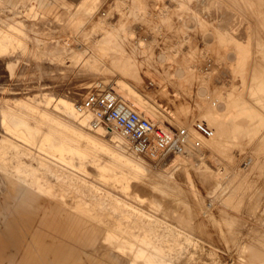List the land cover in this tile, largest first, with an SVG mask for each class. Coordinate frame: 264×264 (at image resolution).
Listing matches in <instances>:
<instances>
[{"label": "rangeland", "instance_id": "374dc122", "mask_svg": "<svg viewBox=\"0 0 264 264\" xmlns=\"http://www.w3.org/2000/svg\"><path fill=\"white\" fill-rule=\"evenodd\" d=\"M148 1L81 0L57 9L43 11L34 10L28 4H23L17 9H9L0 1V112L14 109L20 111L19 106L22 103L32 107L34 111L28 112V119L37 130L30 134L25 131L27 137L24 138H28L33 149L47 150V153H53L62 162H71L67 168H72L75 173L71 177L66 173L59 178L50 171L40 170L44 172L40 182L48 190L49 185H53L55 197H60L58 200L47 193H37L34 175L32 176L30 172V176L25 179L27 185H21L11 173V170H15L12 161H15L19 154L22 156V151L19 152L20 149L16 147L20 144L15 143L19 139L4 129L2 118L5 115L0 113V140H6L10 136L11 139L7 140L14 143V146L8 142L0 143V160L7 163L0 164V183L7 186L21 185L16 204L11 210H7V217L8 219L20 217L26 211H35L34 204L39 196L45 201L46 209L51 215L54 214L53 221L79 230L85 236L87 251L103 257L105 264H158L154 260H145L135 250L133 253V249L123 242L115 241L114 244L109 240L101 239L102 229L88 224L80 214L64 210L63 216L59 214L55 217L57 214L52 207L55 201L69 200L75 195L84 197L87 194L90 202L94 201L102 205L114 217L129 220L130 225L134 226L130 229H133L135 234L142 236L145 231L148 232L154 243L167 256V264H264V64L262 65L264 30L260 28L263 26L264 29V7L260 6L264 5V2L245 0L244 3L239 4L231 0H192V10H190L192 14L188 11L189 8L187 10L185 7L187 0H184L186 2ZM48 2L57 5V0H48ZM88 7L91 9L89 10ZM251 7L253 10L250 9ZM190 17H195L197 21ZM259 20L261 24L263 22L262 25ZM257 23L259 27L256 26ZM103 27L107 30L125 27L129 32V39L118 42L125 43V47L112 52L134 54L126 58V61L132 64L130 68H109L99 63L97 67L85 66V63L96 61L95 55L103 51L104 35L102 34L104 33L100 30ZM253 28L256 31L259 29L257 34ZM8 35L11 37L10 42L1 41ZM130 39L132 42H129ZM95 42L97 45H94ZM234 46L236 49L233 48ZM244 48L248 49L247 55L236 53ZM260 49L263 51L261 52ZM148 53L149 57H147ZM260 58L263 60L261 61ZM256 61L260 66L256 65ZM163 70L168 75L164 72L165 75L162 76ZM190 74L195 76L194 80L190 79ZM166 79L169 81L172 79L173 82L168 81L171 85ZM115 80L128 83L127 85H130L131 90L136 93L131 92L139 97L143 107H148L154 112L157 110L156 113L163 116L160 122L162 124L159 126L170 130L184 129L183 124L174 126L171 123L172 113L180 104L190 101L198 104L201 102V109L198 108L200 107L198 104L190 102L195 110V116L190 122L193 128L191 129L203 138H213L216 130L213 123H210L211 117L214 115L223 117L228 120L227 135L222 134L220 137L219 144L223 145L213 146L209 143V146L198 137H193L201 142L202 155H192L188 158L174 157L176 154H171L160 160L158 154L156 157H151L147 152L140 155L143 156L146 168L137 170L133 166L140 163L138 159L134 157L127 159L131 165L112 160V154L87 142V136L97 140L94 131L69 121V124L77 129L78 135L73 133L71 138L77 139L78 145L73 147L65 141L61 149L44 146L56 131L42 126L40 123L42 113H46L53 121L63 119L55 106L56 98L64 97L78 107L90 94L98 95L109 90L113 93L111 87ZM174 81L179 82V86ZM97 83H100V87L96 91L94 85ZM180 84L184 85L183 87L187 85L188 88L184 89L190 90L184 91ZM226 89L234 90L237 96L240 94L238 99H235L237 101H234L236 106L234 105L233 108L236 112H232L238 114L246 108L249 110L248 113L224 117V114L233 108L229 106L227 95L218 96L216 92L225 93L226 91H223ZM213 92L216 96L212 94ZM188 95L192 96V99ZM212 98L218 99L215 101ZM48 100H50L49 104ZM194 104L197 105V110ZM199 109L200 111L204 109L203 115ZM24 118L27 116L25 115ZM7 122L9 123V119ZM244 122L247 124L245 125ZM235 123L241 124L239 128L235 129ZM102 127L105 129V139L110 138L111 131L105 125ZM246 127L250 131H247ZM204 128L205 132H203ZM215 148L220 150L216 151ZM117 152L123 151L118 149ZM24 159L31 162L27 157ZM110 162L114 163V166L105 169V166H110ZM6 169L8 170L5 171ZM83 178L88 180L87 182L90 181L87 183L90 187L85 185ZM2 184H0L1 191ZM105 187L112 189V193L118 196L117 198L123 199L140 212L133 214L134 209L131 206H122L125 212L121 214L122 210L116 207L118 202L113 197L100 193L102 189L100 191L98 188ZM75 189L77 193L74 192ZM107 219L109 220L110 217L104 218L106 222ZM117 251H121V255L113 257L112 253L116 254ZM127 252L130 254L127 255Z\"/></svg>", "mask_w": 264, "mask_h": 264}, {"label": "bare ground", "instance_id": "6f19581e", "mask_svg": "<svg viewBox=\"0 0 264 264\" xmlns=\"http://www.w3.org/2000/svg\"><path fill=\"white\" fill-rule=\"evenodd\" d=\"M90 1V0H89ZM93 1V0H92ZM148 1V0H147ZM152 1V0H151ZM154 1V0H153ZM159 1V0H158ZM179 1V0H178ZM180 1H184V0H180ZM179 1V2H180ZM188 2L186 3V6L185 7H187V10H188V8H189V12H190V10H192L191 9V5L193 4H191V1L192 0H187ZM214 1V0H213ZM231 1H233V2H237V3H239L240 4V2H242V3H244L245 2V0H231ZM262 1L264 2V0H258V2H261L262 3ZM143 2V1H142ZM156 2V1H155ZM184 2H186V1H184ZM223 2V1H222ZM225 2V1H224ZM248 1H246V3H247ZM253 2H254V0H253ZM148 3H149V1H148ZM150 3H152V2H150ZM200 3V2H199ZM205 3V2H204ZM245 3V4H246ZM140 4H141V2H140ZM146 4H147V2H146ZM182 4H183V2H182ZM197 4V3H196ZM201 4V3H200ZM206 4V3H205ZM244 4V5H245ZM249 4V3H248ZM148 5V4H147ZM156 5H157V3H156ZM176 5V4H175ZM194 5H195V3H194ZM214 5V4H213ZM215 5H216V3H215ZM250 5V4H249ZM254 5H256V4H254ZM259 5H260V3H259ZM199 6V5H198ZM220 6V5H219ZM222 6V5H221ZM240 6V5H239ZM245 6H247V5H245ZM244 6V7H245ZM252 6V5H251ZM260 6H262V7H264V5H260ZM85 7V6H84ZM91 7V6H90ZM90 7H88V9L90 8ZM163 7V6H162ZM242 7V6H241ZM108 8V7H107ZM114 8V7H113ZM152 8V7H151ZM194 8H196V7H194ZM246 8V7H245ZM253 7H251L250 9H252ZM255 8H256V11L258 10L257 9V6H255ZM259 8V7H258ZM91 9V8H90ZM89 9V10H90ZM93 9V8H92ZM153 9V8H152ZM183 9V8H182ZM263 9V8H262ZM184 10V9H183ZM211 10H213V9H211ZM253 10V9H252ZM255 10V9H254ZM193 11H194V9H193ZM260 11V10H259ZM263 11V10H262ZM261 11V12H262ZM89 12V11H88ZM111 12H112V10H111ZM183 12V11H182ZM207 12V11H206ZM264 12V11H263ZM262 12V13H263ZM80 13V12H79ZM190 13H192V11L190 12ZM194 13H196V12H194ZM81 14V13H80ZM180 14H181V12H180ZM187 14V13H186ZM193 14V13H192ZM231 14V13H230ZM255 14V13H254ZM253 14V15H254ZM241 15V14H240ZM148 16V15H147ZM180 16V15H179ZM182 16V15H181ZM184 16V15H183ZM189 16H191V14L189 15ZM197 16V18L199 17L200 18V16H198V15H196ZM195 16V17H196ZM239 16V15H238ZM255 16V15H254ZM260 16V15H259ZM160 17V16H159ZM194 17V18H195ZM241 17V16H240ZM257 17V16H256ZM263 16H261V18H262ZM95 18H96V16H95ZM169 18V17H168ZM190 18H192V17H190ZM189 18V19H190ZM194 18H192V19H194ZM238 18V17H237ZM243 18V17H242ZM97 19V18H96ZM240 19V18H239ZM238 19V20H239ZM255 19V18H254ZM264 19V18H263ZM104 20V19H103ZM195 21H197L196 19H194ZM122 21V20H121ZM190 21V20H189ZM210 21V20H209ZM261 21L259 20V23H260ZM263 22H264V20H263ZM263 22H262V24H263ZM232 23V22H231ZM78 24V23H77ZM91 25H92V23H90ZM261 24V23H260ZM261 24V25H262ZM240 26V25H239ZM254 26V25H253ZM256 26H258L259 27V25H258V23L256 24ZM88 27V26H87ZM93 27V26H92ZM91 27V28H92ZM217 27V26H216ZM263 27V26H262ZM261 26H260V28H261V30H264L263 28H262ZM98 28H99V26H98ZM97 28V29H98ZM109 28V27H108ZM236 28V27H235ZM241 28V27H240ZM96 29V28H95ZM111 29V28H110ZM110 29H108L107 30V28H102V29H100V30H102L103 32L102 33H104V34H102V35H104V37H103V51L102 52H100V53H98L99 55H95V57L97 58V60L96 61H93V62H88V63H85V66H88V65H96V67H97V63H99L100 65H107V66H109V68L110 67H114V68H116V69H120V68H122V67H129L130 65H132V64H130L128 61H126V58L128 59L129 57H130V55L131 54H125V53H122V54H116V53H114V52H112V51H115L116 52V50H120V48L122 49V48H124L125 47V43H122V44H120V43H118V42H125L126 40V38H128L129 37V32L127 31V29H125V27L124 28H122V27H120V28H115L116 30H112V29H114V28H112L111 30ZM248 29V28H247ZM254 29V28H253ZM258 29V28H257ZM99 30V29H98ZM98 30H96V31H98ZM99 30V31H100ZM224 30V29H223ZM255 30V29H254ZM99 31H98V33H99ZM237 31V30H236ZM258 31H259V29H258ZM258 31H256L255 30V34H257L258 33ZM140 32V31H139ZM147 32V31H146ZM177 32V31H176ZM138 33V32H137ZM210 33V32H209ZM100 34H101V32H100ZM98 35V34H97ZM254 35V34H253ZM258 35H260V34H258ZM130 36H131V34H130ZM263 36V35H262ZM98 37V36H97ZM102 37V36H101ZM100 37V38H101ZM212 37V36H211ZM254 37H256V36H254ZM10 38L11 37H9V35L8 36H6V37H4L3 39H1V41H4V40H7V41H9L10 40ZM133 38V37H132ZM94 39H96V38H94ZM129 39V38H128ZM258 38H256V40H257ZM92 40V39H91ZM98 40H99V38H98ZM97 40V41H98ZM131 40V39H130ZM263 40H264V38H263ZM262 40V41H263ZM93 41H95V40H93ZM96 41V42H97ZM135 41V40H134ZM231 42H233L232 40H230ZM10 42V41H9ZM96 42H95V44L94 45H97L96 44ZM129 42H132V40L131 41H129ZM218 42V41H217ZM230 42V43H231ZM237 42V41H236ZM235 42V43H236ZM264 42V41H263ZM2 43V42H1ZM94 43V42H93ZM98 43V42H97ZM245 43V42H244ZM257 43H260V42H258L257 41ZM257 43H255V45L257 44ZM90 44V43H89ZM88 44V45H89ZM99 44V43H98ZM147 44V43H146ZM263 44V43H262ZM149 45V44H148ZM234 45H236V44H234ZM252 45V44H251ZM259 45V44H258ZM261 45V44H260ZM91 46H92V44H91ZM145 46V45H144ZM233 46V45H232ZM96 47V46H95ZM137 47H138V45H137ZM147 47V46H146ZM240 47V46H239ZM134 48V47H133ZM143 48V47H142ZM147 48H149V47H147ZM169 48V47H168ZM233 48H235V46L233 47ZM255 48V47H254ZM260 48V47H259ZM89 50H90V48H88ZM87 49V50H88ZM93 49V48H92ZM126 49V48H125ZM140 49H141V47H140ZM140 49H139V52H140ZM149 49H151V48H149ZM148 49V50H149ZM153 49V48H152ZM192 49V48H191ZM236 49V48H235ZM234 49V50H235ZM263 49V48H262ZM238 50V49H237ZM248 50V49H247ZM245 48L244 49H241V51H236V53H238L239 55H247L248 54V51H247ZM261 50V49H260ZM264 50V49H263ZM263 50H261V52L263 51ZM92 51V50H91ZM117 51V52H118ZM128 51H130V50H128ZM122 52V51H121ZM133 53H135V51H133ZM137 53V52H136ZM142 53V52H141ZM140 53V54H141ZM144 53V52H143ZM147 53V52H146ZM150 53V52H149ZM149 53H148V55H147V57H149L150 55H149ZM259 53V52H258ZM264 53V52H263ZM145 54V53H144ZM134 55V54H133ZM133 55H131V56H133ZM264 55V54H263ZM262 55V56H263ZM80 56H81V54H80ZM138 56H139V54H138ZM256 56V55H255ZM79 56H77V58H78ZM264 57V56H263ZM93 58H94V56H93ZM135 58H136V60H138L137 59V57H136V55H135ZM152 58V57H151ZM167 58V57H166ZM245 58H246V56H245ZM82 59V58H81ZM95 59V58H94ZM133 59V58H132ZM156 59V58H155ZM169 59V58H168ZM167 59V60H168ZM175 59V58H174ZM173 59V60H174ZM263 60V58H260V60ZM135 60V59H134ZM133 60V61H134ZM140 60V59H139ZM145 60V59H144ZM151 60V59H150ZM171 60V59H170ZM261 60V61H262ZM79 61V60H78ZM146 61H147V59H146ZM172 61V60H171ZM175 61V60H174ZM253 61V60H252ZM259 61V60H258ZM258 61H256L255 63H256V65L257 66H260V65H258ZM261 61H259V62H261ZM147 62H149V60L147 61ZM263 62H264V60H263ZM134 64H136L137 65V63H135V62H133ZM159 63V62H158ZM241 63V62H240ZM76 64H77V61H76ZM75 64V65H76ZM151 64V63H150ZM163 64V63H162ZM169 64H170V62H169ZM181 64V63H180ZM264 63H262V65H263ZM80 65V64H79ZM153 65V64H152ZM155 65V64H154ZM164 65V64H163ZM168 65V64H167ZM167 65H166V67H167ZM172 65V64H171ZM178 65V64H177ZM240 65H242V64H240ZM245 65V64H244ZM255 65V66H256ZM107 66H106V68H107ZM135 66V65H134ZM157 66V65H156ZM184 66V65H183ZM187 66V65H186ZM89 67V66H88ZM95 67V66H94ZM169 67V66H168ZM190 67V66H189ZM188 67V68H189ZM262 67V66H261ZM80 68H81V65H80ZM130 68V67H129ZM133 68V67H132ZM135 68H136V66H135ZM163 68V67H162ZM165 68V67H164ZM177 68V67H176ZM192 68V67H191ZM253 68H255V67H253ZM169 69H170V67H169ZM168 69V70H169ZM183 69V68H182ZM258 69H260V68H258ZM244 70V69H243ZM107 71V70H106ZM113 71H115V70H113ZM117 71V70H116ZM131 72H133V71H130V73ZM156 72V71H155ZM160 73L162 72V71H159ZM164 72H166L165 70H163V72L162 73H164ZM169 72V71H168ZM189 72H190V70H189ZM107 73V72H106ZM135 73V72H134ZM133 73V74H134ZM167 73V72H166ZM192 73V72H191ZM137 74H138V72H137ZM141 75V74H140ZM163 75H165V73L164 74H162V76ZM167 75H168V73H167ZM166 75V76H167ZM234 75V74H233ZM133 76V75H132ZM134 76H135V74H134ZM139 76V75H138ZM171 77H172V75H170ZM245 76V75H244ZM158 77V76H157ZM194 75L192 74H190V79H192V80H194ZM234 77V76H233ZM75 78V77H74ZM136 78H137V76H136ZM164 78V77H163ZM197 78H198V75H197ZM135 79V78H134ZM142 79V78H141ZM167 79H169V78H167ZM166 79V82L168 83V84H170L171 85V83H169V82H171L172 81V79H170L171 81H169V80H167ZM80 80V79H79ZM123 80V79H122ZM136 80V79H135ZM139 80V79H138ZM164 80V79H163ZM175 80H177V79H175ZM132 81V80H131ZM139 81H141V80H139ZM169 81V82H168ZM183 81V80H182ZM185 81V80H184ZM187 81H188V79H187ZM145 82V81H144ZM165 82V83H166ZM173 82V81H172ZM175 83L177 82V81H174ZM179 82H177L176 84H178ZM180 83H181V80H180ZM187 83V82H186ZM195 83V82H194ZM252 83V82H251ZM99 84L100 83H97L96 85H94V87H95V89H96V91L98 90V87H100L99 86ZM128 84V83H127ZM127 84H125L124 83V81H119V80H115L114 81V83H113V86L111 87V90H112V92L114 93H111V91L109 90V91H104V92H107V93H111L114 97H115V99L116 100H118V102L119 103H121L122 105L121 106H123L125 109H126V111L128 112H134V113H136L137 115H139L141 118H143L144 120H146L152 127H153V129L154 130H156V129H158V130H160L161 132H163V133H165V134H167V135H169L168 133L170 132V129L169 128H166V127H161V126H159V125H161L162 123H160L161 122V118L163 117V116H159V114H157L156 113V111L154 112V110H151L150 108H148V107H143L142 105H141V103H140V101H139V97L137 96H135L134 95V93H132L131 91H134L133 89L131 90V88L127 85ZM173 84V83H172ZM176 84L174 85V86H176ZM182 84V83H181ZM180 84V85H181ZM188 84H190V83H188ZM255 84V83H254ZM264 84V83H263ZM170 85H168V86H170ZM172 85V86H173ZM240 85V84H239ZM167 86V87H168ZM178 86H179V84H178ZM178 86H176V87H178ZM184 85H181V88L183 87ZM189 86V85H188ZM176 87H174V88H176ZM187 87V85L185 86V87H183V89L184 88H186ZM193 87V86H192ZM58 88V87H57ZM172 88V87H171ZM180 88V89H181ZM188 88V87H187ZM194 88V87H193ZM227 88V87H226ZM170 89V88H169ZM241 89V88H240ZM87 90V89H86ZM175 90H178V89H175ZM185 90H187V91H189L188 89H184V91ZM65 91V90H64ZM180 91V90H179ZM226 91V92H225ZM251 91V90H250ZM257 91V90H256ZM255 91V92H256ZM63 92V91H62ZM66 92V91H65ZM64 92V93H65ZM68 92V91H67ZM66 92V93H67ZM72 92V91H71ZM95 92V91H94ZM104 92H102V93H104ZM135 92V91H134ZM176 92V91H175ZM223 92H225V93H218V92H216V94L218 95V96H222V95H227L228 97H229V106L231 107L232 106V108L233 107H235L236 105L234 104V101H237V100H235V99H238V96L240 95H236L235 94V92H234V90H232V89H226V90H224ZM239 92H241V91H239ZM101 93V94H102ZM136 93V92H135ZM190 93H191V91H190ZM196 93V92H195ZM194 93V94H195ZM70 94V93H69ZM178 94V93H177ZM181 94V93H180ZM185 94H186V92H185ZM193 94V95H194ZM208 94V93H207ZM212 94H214V92L212 93ZM61 95V94H60ZM94 95V94H93ZM97 95V94H96ZM99 95V94H98ZM190 95H192V94H190ZM192 95V96H193ZM215 95V94H214ZM235 95L237 96V98H235ZM66 96V95H65ZM168 96V95H167ZM166 96V97H167ZM184 96V95H183ZM186 96V95H185ZM189 96V95H188ZM192 96H189L190 97V99H192L191 97ZM197 96V95H196ZM200 96H202V95H200ZM212 96V95H211ZM216 96V95H215ZM217 96V97H218ZM204 97V96H203ZM206 97H208V96H205V98ZM214 97V96H213ZM227 97V98H228ZM240 97H242V96H240ZM66 98V97H65ZM71 98V97H70ZM179 98V97H178ZM196 97L194 96V99H195ZM202 98V97H201ZM220 98V97H219ZM51 99V98H50ZM68 99V98H67ZM72 99V98H71ZM73 99H74V97H73ZM180 99V98H179ZM181 99H182V97H181ZM202 99H204V98H202ZM213 100H217V99H214V98H212ZM186 100V99H185ZM251 100V99H250ZM193 101H195V100H193ZM205 101V100H204ZM203 101V102H204ZM239 101H240V99H239ZM246 101V100H245ZM252 101V100H251ZM56 107L58 108V110L60 111V113H61V115L63 116V119H61V120H59V121H53L46 113H42V115H41V124H42V126H44V128H52V129H55V131H56V133L54 134V135H52L47 141L48 142H46L45 144H44V146L45 147H48V148H52V147H55V148H57V149H61L64 145H65V141H68L69 143H70V145H72L73 147H75V146H77L78 145V140L77 139H75V138H71V134H75L76 133V135H78L77 133V129L76 128H73V126H71L70 124H69V121L71 122V121H74V123H77L78 125L80 124V125H82V128L85 126L88 130H90V131H94V133H96V136L98 137L97 138V140L96 139H94V138H91V137H89V136H87V142H89V143H91V144H94V145H96V146H98V147H100V148H102L104 151H106V152H109V154H112L113 155V157H112V160H115V161H117L118 163H121V164H126V165H131V163L127 160V159H131L132 157H134L135 159H138V161H140V163H138V164H136V165H134L133 167L135 168V169H142V168H146V167H144L145 165H144V160H143V156H140V155H144V154H146L147 152H148V154H150L151 155V157H156L157 155L156 154H158V157H159V159L161 160V159H163V158H165L167 155H171V154H176V156H174V157H188V156H192V155H202V149H203V147H202V145H201V142L200 141H198L197 139H194L193 137H198L201 141H203L204 142V144H209V143H211V145H223V144H219V143H221V141H220V137H221V135L222 134H226V132H228V127H227V121L222 117V118H220V117H218V115H214L213 117H211V121H210V123H213L212 125H214L215 126V130H216V135H214L213 136V138H203V137H201L200 135H196V133L195 132H193V128L191 127V120H192V118L195 116L194 115V113H195V110L193 109V107H192V103H195V102H192V101H190V102H192V103H190V102H184V103H182V104H180L179 105V108L178 109H176V110H174V112L172 113V121L173 122H171L174 126H179L180 124H183V126H184V129H178V130H184L185 131V140H184V144H183V146L181 147V150L179 151V152H163L160 148H159V146H158V143H157V141L155 140V138H154V135L153 134H151L150 136H149V143H148V145H147V147L145 148V149H142V144H141V142H140V144H137L135 141H133L132 139H131V137H129L120 127H118V126H116V124H114V123H111V124H109V127H108V129L111 131V136H110V138H108V139H105V135H104V131H105V129L100 125V124H98V121H96V113L92 110V109H90V108H87V107H85L84 106V104H80L78 107L77 106H75L74 104H73V102L72 101H69V100H66V99H64V97L63 98H56ZM76 102V101H75ZM196 102H197V100H196ZM202 102V103H203ZM211 103H213L214 105L216 104L215 102H213V101H210ZM50 103V100H48V104ZM241 103H242V101H241ZM146 104V103H145ZM195 104H198V102L197 103H195ZM194 104V107H196L197 105H195ZM200 104H201V102H199V106H200ZM1 105V104H0ZM7 105H9V104H7ZM205 105V104H204ZM209 105H211V104H209ZM235 105V106H234ZM245 105V104H244ZM220 106H224V105H220ZM250 106V105H249ZM257 106V105H256ZM3 107L4 106H2V109H3ZM14 107V106H13ZM16 107V106H15ZM20 111H15V109L14 110H11V111H1L0 113L1 114H3V115H5L3 118H2V122H3V125H4V129L5 130H7L8 132H10L11 133V135H13V136H15L16 138H18L19 140H16L15 141V143L16 142H18V143H16V145H18V144H20V145H18V146H16L18 149H20L19 150V152L20 151H22V156H19L20 154H19V152H18V157L15 159V161H12V166L15 168V170H11V173H12V176L13 177H15V178H17L16 180H18V181H20V184L21 185H23V186H26L27 185V182H25V181H27V180H25V179H27V176L29 175V172L32 174V176L34 175V177H33V179H35L34 180V183H35V190H36V192L37 193H47V194H49L50 196H52V197H55V195H56V193H55V190L53 189V185H49V190L48 189H46L45 188V185L44 184H42L41 182H40V177H44V172H42V171H40V170H45V172L46 171H50V173H52V174H54L56 177H62L64 174H66V173H68V175H70V177L73 175H75V173H74V171L72 170V168H67V165H70L71 164V162H68V163H66V162H62L61 160H59V159H57L56 158V156L55 155H53V153H47L48 151L47 150H36V149H33L31 146H30V142L27 140L28 138H24V136L25 137H27L26 136V134L24 133L25 131H28L29 132V134L30 133H32V131H36L37 129L35 128L34 129V127L32 126V123H30L29 122V119H28V112H30V111H34L33 110V108L32 107H30L28 104H25V103H22L20 106ZM202 107H204V106H202ZM219 107V106H218ZM258 107V106H257ZM198 108H200L201 109V106L200 107H198ZM205 108V107H204ZM210 108V107H209ZM212 108V107H211ZM210 108V109H211ZM221 107H219V109H220ZM5 109V108H4ZM7 109V108H6ZM40 109V108H39ZM200 109H199V112H202V111H200ZM216 109H218V108H216ZM218 109V111H221V110H223L222 108H221V110H219ZM196 110H197V107H196ZM213 110V109H212ZM256 110V109H255ZM27 111V112H26ZM232 111H235L234 110V108H233V110L232 109H229L228 110V113H226V114H224V117H225V115H228V116H230V115H236V116H241V114L244 112V114H246V113H248V111L249 110H247L246 108L244 109L243 108V110L242 111H240L238 114H235V112H232ZM258 111H260V110H258ZM205 112V111H204ZM204 112H202V115L204 114ZM214 112V111H213ZM197 113V112H196ZM208 113V112H207ZM206 113V114H207ZM198 114V113H197ZM217 114V113H216ZM27 116V118H24V116ZM201 115V114H200ZM257 115V114H256ZM1 116V115H0ZM197 116V115H196ZM199 116V115H198ZM207 117V116H206ZM245 117V116H244ZM167 118V117H166ZM201 119L203 118L202 116L200 117ZM258 118V117H257ZM7 119H9V123L7 122ZM66 119V120H65ZM207 119L208 120H210V118L209 117H207ZM168 120V119H167ZM1 121V120H0ZM260 121V120H259ZM231 122V121H230ZM1 123V122H0ZM170 123V122H169ZM230 124V123H229ZM244 124L246 125L247 123H245L244 122ZM208 125V124H207ZM241 125V124H240ZM240 125H238V123H235V129H237V128H239L238 126H240ZM38 125L36 124V127H37ZM41 126V127H42ZM162 126H164V125H162ZM232 126V125H231ZM212 127V126H211ZM192 128V129H191ZM250 128V127H249ZM252 128V127H251ZM210 129V128H209ZM246 130H247V127H246ZM249 130V129H248ZM247 130V131H248ZM250 131V130H249ZM83 132V131H82ZM214 133V134H215ZM213 134V133H212ZM246 134H248V133H246ZM104 135V136H103ZM156 135H157V132H156ZM227 135V134H226ZM231 135V134H230ZM10 137V136H9ZM7 138V137H5V138H7V139H11V138ZM12 137V136H11ZM3 139V138H2ZM0 140V143L1 144H4V142H8V144L9 143H11L13 146H14V143H12V142H10L9 140ZM13 140H14V138H13ZM12 140V141H13ZM10 144V145H11ZM2 146V145H1ZM26 146H28V148L26 147ZM209 146H210V144H209ZM243 146V145H242ZM207 147V146H206ZM224 147V146H223ZM210 148V147H209ZM220 148V147H219ZM219 148H215L216 149V151H218V149ZM118 149H120V150H122L123 152L122 153H119V152H117V150ZM223 148L221 147V150H222ZM245 149V148H244ZM254 149V148H253ZM220 150V149H219ZM225 150V149H224ZM227 151V150H226ZM230 151V150H229ZM101 152V151H100ZM223 152V151H222ZM222 152H221V155H222ZM15 153H16V151H15ZM219 153V152H218ZM227 153V152H226ZM105 154V153H104ZM216 154V153H215ZM229 154V153H228ZM23 155L24 156H26L28 159H30L31 160V162H29V161H26L24 158H26V157H23ZM220 155V156H221ZM87 156V155H86ZM223 156V155H222ZM110 157V156H109ZM151 157H149V158H151ZM199 157V156H198ZM226 157V156H225ZM2 158V157H1ZM66 158V157H65ZM146 158V157H145ZM189 158V157H188ZM198 159V158H197ZM234 159V158H233ZM111 160V159H110ZM147 160V159H146ZM183 160V159H182ZM190 160V159H189ZM33 161H35L34 163H33ZM108 161V160H107ZM179 161V160H178ZM185 161V160H184ZM192 161V160H191ZM262 161V160H261ZM94 162V161H93ZM112 162V161H111ZM110 162V166H105L104 168L105 169H108V168H110L111 169V166L113 165L114 166V163L112 164ZM114 162V161H113ZM170 162V161H169ZM0 164H7L6 163V161L4 162L3 160H0ZM180 164V163H179ZM179 164H176V165H179ZM75 165V164H74ZM77 166V165H76ZM175 166V165H174ZM246 166V165H245ZM174 168V167H173ZM5 169V168H4ZM68 169V170H67ZM175 169V168H174ZM8 169H6L5 171H7ZM116 170V169H115ZM131 170V169H130ZM153 170V169H152ZM148 171V170H147ZM146 171V172H147ZM102 174V173H101ZM124 174V173H123ZM138 174V173H137ZM79 175V174H78ZM78 175H76L75 177L76 178H78L79 179V176ZM81 175V174H80ZM131 175V174H130ZM30 176V175H29ZM104 176H105V174H104ZM110 176V175H109ZM81 177V176H80ZM82 177H84V176H82ZM158 177V176H157ZM128 178H130V177H128ZM152 178V177H151ZM44 180V179H43ZM80 180V179H79ZM82 180V179H81ZM83 180H84V182H85V185H87V186H89L87 183H89V182H87L86 180H85V178H83ZM82 180V181H83ZM30 181V180H29ZM2 182V181H1ZM25 182V183H24ZM81 182V181H80ZM5 183V182H4ZM0 184H2V183H0ZM78 184V183H77ZM129 184V183H128ZM84 185V184H83ZM95 185V184H94ZM57 186V185H56ZM135 186H136V184H135ZM61 187V186H60ZM90 187V186H89ZM88 187V188H89ZM78 188V187H77ZM76 188V189H77ZM140 188V187H139ZM146 188V187H145ZM72 189V188H71ZM76 189H75V193H77L76 192ZM99 190L100 189H102V191L100 192V193H105V194H107L108 196H110V197H113L114 199H115V201H117L118 202V205L116 204V207H117V209L118 210H122L121 211V214H124V210L125 209H123L122 208V206H131V205H129L126 201H123V199H120V198H117L113 193H112V189L111 190H109L108 188H98ZM134 189V188H133ZM147 189V188H146ZM0 191H1V189H0ZM2 191H4V190H2ZM43 191H46V192H43ZM57 191V190H56ZM138 191V190H137ZM60 193V192H59ZM91 194V193H90ZM93 194V193H92ZM81 195V194H80ZM84 195H85V193H84ZM62 197V196H61ZM55 198H57V197H55ZM60 198V197H59ZM59 198H57V200L59 199ZM122 198V197H121ZM62 199V198H61ZM90 199H88V197H87V194L83 197H78V196H74L72 199H69V200H64V201H58V202H52L53 203V208H54V211H55V213L57 214V216H55V217H58V215L59 214H63L62 213V211H64V210H69L70 211V213L71 212H75V213H77V214H80L81 216H83L85 219H86V221H87V223L88 224H90L91 226H94L95 228H98V229H102V232H103V235H102V237H101V239H105V240H109V241H111L112 243H114L115 244V241H119V243L120 242H123V244H125L126 246H129L130 248H132L133 249V253H134V250L136 251V253H138V254H141L142 256H143V258L145 259V260H150V261H155L156 263H158V264H167L168 263V258H167V256L160 250V248H159V246H157V244H155L154 243V241L152 240V237L150 236V234L148 233V232H144L143 233V235L142 236H140L139 234H135V231L133 230V229H130L131 227H134V226H132V225H130V221L129 220H121V218H116V217H114L111 213H108L107 212V210L105 209V208H103L102 207V205H99L98 203H95L94 201L92 202H90L89 201ZM159 200V199H158ZM156 202V201H155ZM99 206H98V205ZM132 207V206H131ZM52 208V209H53ZM109 209H110V207H109ZM132 209H134L133 210V214H134V212H138L139 210H136V208L134 207H132ZM113 210H114V208H113ZM8 212V211H7ZM132 212V211H131ZM140 212V211H139ZM116 213V212H115ZM55 214V215H56ZM137 214V213H136ZM54 214H52V216H53ZM70 215V214H69ZM138 215V214H137ZM137 215H136V217H137ZM63 216V215H62ZM71 216V215H70ZM107 216V218L108 217H110V219L108 220V222H106V220H104V218ZM65 217H66V215H65ZM48 219V218H47ZM50 219V218H49ZM52 221V220H51ZM40 223V222H39ZM74 223V222H73ZM41 224V223H40ZM46 224H47V222H46ZM59 224V223H58ZM81 224V223H80ZM39 225V224H38ZM80 227V226H79ZM148 229V228H147ZM151 229V228H150ZM180 230V229H179ZM157 233V232H156ZM67 235V234H66ZM157 235V234H156ZM188 235V234H187ZM58 236V235H57ZM56 236V237H57ZM54 239V238H53ZM123 239V240H122ZM255 239V238H254ZM59 241V240H58ZM98 241V240H97ZM56 242V241H55ZM63 242V241H62ZM51 243V242H50ZM110 243V242H109ZM111 243V244H112ZM113 244V245H114ZM52 245V244H51ZM117 245V244H116ZM104 246H106V245H103V247ZM120 246V245H119ZM118 246V247H119ZM100 247H102V246H100ZM122 247V246H121ZM124 248V247H123ZM97 249H98V247H97ZM126 250H127V248H125ZM129 249V248H128ZM249 249H251V248H249ZM112 250V249H111ZM125 250V251H126ZM93 251V250H92ZM259 251V250H258ZM124 252V251H123ZM121 253V251H117L116 252V254L115 253H112V256L114 257V256H116V255H121L120 254ZM251 253H253V252H251ZM258 253V252H257ZM128 254H130V253H128L127 252V255ZM258 255H259V253H258ZM257 255V256H258ZM126 256V255H125ZM130 256V255H129ZM137 256V255H136ZM170 256V255H169ZM256 256V255H255ZM256 256V257H257ZM261 256V255H260ZM131 257V256H130ZM250 257V256H249ZM254 257V256H253ZM259 257V256H258ZM128 258V257H127ZM132 258V257H131ZM142 258V259H143ZM148 258V259H147ZM130 259V258H129ZM260 259V258H259ZM131 260V259H130ZM134 263V262H133ZM139 263V262H138ZM145 264V263H144Z\"/></svg>", "mask_w": 264, "mask_h": 264}, {"label": "crops", "instance_id": "0c3cea01", "mask_svg": "<svg viewBox=\"0 0 264 264\" xmlns=\"http://www.w3.org/2000/svg\"><path fill=\"white\" fill-rule=\"evenodd\" d=\"M0 1L9 9L28 4L34 10L43 11L81 0H57V5L48 0ZM20 186H1L4 191H0V264H105L103 257L87 251L85 236L79 230L53 221L45 201L39 196L35 211L8 219L7 210L15 206Z\"/></svg>", "mask_w": 264, "mask_h": 264}, {"label": "built area", "instance_id": "2783aa9c", "mask_svg": "<svg viewBox=\"0 0 264 264\" xmlns=\"http://www.w3.org/2000/svg\"><path fill=\"white\" fill-rule=\"evenodd\" d=\"M83 102L85 107L92 109L96 113L98 124L106 127H109L108 125L111 123L116 124L137 144L141 142L142 149L147 147L151 134L154 135L159 148L163 152H179L184 144V130H170L169 135L158 129L154 130L146 120L136 113L127 112L111 93L90 94ZM205 131L204 128L203 132Z\"/></svg>", "mask_w": 264, "mask_h": 264}]
</instances>
